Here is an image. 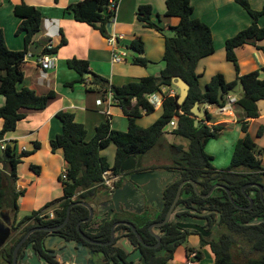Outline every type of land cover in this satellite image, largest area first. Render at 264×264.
Returning a JSON list of instances; mask_svg holds the SVG:
<instances>
[{
    "label": "trees",
    "instance_id": "16d2710c",
    "mask_svg": "<svg viewBox=\"0 0 264 264\" xmlns=\"http://www.w3.org/2000/svg\"><path fill=\"white\" fill-rule=\"evenodd\" d=\"M55 1L60 2V0ZM112 1L120 3V0H81L69 7L68 11L72 12L77 20L89 23L109 36L108 26L117 15V10L111 7ZM236 1L248 10L254 21L226 42L228 58L234 62L238 71V78L235 81L228 82L225 75L219 73L208 83L206 90L202 88L199 64L203 58L215 53L216 46L211 26L195 15L192 0H167V15L178 17L180 21L172 26L175 35L167 36L164 55L166 67L158 76L148 75L125 85H115L111 84L105 76L92 71L89 60L78 57L68 59V66L81 74L80 79L69 82L68 85H74L77 82L87 83V75L92 74L89 76L90 89L98 90L101 97L106 96L112 87L119 100L117 105L124 109L129 118V129L127 131L115 129L112 120L108 119L98 126L95 136L88 139L87 126L77 120L74 112L59 111L57 116L63 122L64 130L52 139V147L54 151L62 149L68 162V178H61L65 187V195L47 203L42 209L32 211L22 219L19 218L18 201L25 194V190H19L17 186L18 167L42 144L38 141L35 149L23 150L21 153L16 152L11 143L6 149L0 150V161L4 162L12 181L8 188L0 181V208L14 215V229L20 231L18 239L3 253L5 264L13 263L15 247L34 226L33 221H43L41 215L60 204L66 207L62 215V220H64L68 206L77 193L85 192L83 193L85 196L88 192L103 188L104 172L113 169L116 174L121 173L122 162L131 155H139L143 152L150 157L160 155L159 149L167 143L166 134L171 131L177 136L190 140L188 149L183 145L171 144L173 154L174 152L176 154L174 157L177 160L175 161L185 168V176L197 181L203 187L204 193L209 192L218 182L225 183L234 197L232 200L229 193L220 188L216 190V194L205 199L196 193L193 183H188L184 187L185 196L187 195L185 201L189 203L197 201L203 204L201 209H215L221 217L220 223L223 229L221 237L217 240L202 237V246L207 244L212 246L217 255L218 264H264V199L261 196L255 197V204L251 209L241 207L251 204L250 199L243 192V186L246 183L258 181L264 176L262 149L249 129L250 121L261 114L260 101L264 100V78H262L264 67L241 74L237 54L239 47L249 43H255L264 50V44H260L264 40V26L259 23V19L264 16V7L257 10L250 0ZM14 11L22 18L18 32L25 33L26 46L21 50L12 49L8 45L5 30L0 24V96L4 95L7 98L6 104L0 106V117L4 120L0 131L1 138L5 137L8 132L16 130L19 122L27 117L24 109H45L50 100L57 96L56 90L41 94L24 85L25 60L36 35L43 28V11L26 2L16 4ZM138 16L148 26L160 31L165 30L161 17L155 18L152 5H141ZM67 43L68 39L64 36L58 45L52 47L48 45L42 55H57L61 47ZM128 47L138 53L134 59L135 63L147 66L151 62L145 54V41L142 36L135 38ZM178 77L184 78L191 85L189 96L183 104L179 103L180 92L172 95L164 90L165 87L175 86V80ZM239 84L243 86L244 94L236 104L244 110L245 135L236 145L231 164L226 168L218 169L213 163L214 156L207 151L206 147L212 138L220 136L223 127L207 124L206 118L201 119L197 125V116L193 108L197 102L223 105L219 101L220 87H224L226 99V95L234 93ZM158 91L165 97L163 113L154 124L143 127L138 119L145 113L155 112L156 107L150 102L148 95ZM207 118L212 119L210 115ZM175 119H177V126L170 130L171 123ZM112 144L117 147L114 163L103 154V149ZM32 169L41 173L39 165L32 164ZM178 188L179 183L170 187L167 194L169 204L175 199ZM218 214H213V216ZM255 220H262V222L250 224ZM189 233L179 236L180 238L176 240L175 245H172L169 254L151 257L149 264H167L174 257L178 246L188 242ZM41 236V232H36L31 239ZM241 239L254 242L253 249L261 252L260 257L237 260L235 248ZM194 251H196L194 247L188 246L189 255ZM198 253L200 259L201 252L198 251Z\"/></svg>",
    "mask_w": 264,
    "mask_h": 264
},
{
    "label": "crops",
    "instance_id": "0c3cea01",
    "mask_svg": "<svg viewBox=\"0 0 264 264\" xmlns=\"http://www.w3.org/2000/svg\"><path fill=\"white\" fill-rule=\"evenodd\" d=\"M78 1L81 0H60V2L55 0H0V24L5 30L8 45L12 49L21 50L26 46L25 33L18 32L22 18L16 15L14 6L26 2L43 11V28L36 35L25 60L24 85L41 94L50 90L57 91V96L50 100L45 109H24L27 117L19 122L16 130L5 135V138L10 141L18 153L23 150L35 149L38 141L42 144L18 167L17 186L19 190H25V194L18 201L20 219L65 195V187L61 178L68 162L62 149L54 151L52 147V139L64 130L63 122L57 116L58 112L61 110L74 112L77 120L87 126L88 139H92L98 126L108 120L107 114L103 111L106 106L98 103L101 98L100 92L90 89L89 76L92 74L87 75V83L77 82L74 85H68L69 82L81 78L80 73L68 66V59L78 57L89 60L92 71L105 76L111 84L115 85H125L148 75L158 76L166 67L164 55L167 36L175 34L172 26L177 25L180 21L178 17L167 15V0H120L117 15L108 26L109 33L110 35H123L121 44L126 47L135 38L142 36L145 41V54L151 62L147 66L135 63L136 52L130 48L127 60L114 62L115 47L109 44L107 36L93 25L77 20L74 14L68 11L69 7ZM192 2L195 6V15L211 26L216 46L215 53L203 58L199 64L202 88L206 90L208 83L219 73L224 74L228 82L237 80L238 71L234 62L228 58L226 42L250 26L254 21L253 17L236 0H192ZM250 2L257 10L264 7V0H250ZM145 4L153 6L156 19L161 17L162 24L165 26L164 31L148 26L139 19V8ZM259 23L264 26V16L259 19ZM64 36L67 37L68 43L61 47L54 65L44 68L41 64L44 49L51 44L58 45ZM260 44H264V40ZM237 54L241 74H247L264 67V50L255 43L239 47ZM262 78H264V71H262ZM239 87L241 88L238 94L229 93L226 97L234 96L239 100L244 94L243 86ZM164 90H174L176 94L180 91L176 84L170 88L165 87ZM6 102V96L1 95L0 106L5 105ZM163 103L156 107L155 112L145 113L140 117L139 124L143 127L154 124L163 113ZM200 107L202 111L206 112L204 118H206L207 124L223 127L220 136L216 138L223 149L213 151V163L218 169L226 168L232 162L238 141L245 135L243 130L244 110L237 104L225 112L220 110L219 104L200 103ZM111 109L113 128L128 130L130 121L124 109L117 104H114ZM260 111V116L250 121L249 129L262 149L261 156L264 164V100L260 101ZM208 115L212 117L211 120L207 118ZM3 125L4 120L0 117V131ZM178 145H183L187 149L190 142L186 145ZM0 150L2 149L0 148ZM32 164L41 166V173L33 170ZM0 181L7 188L12 183L9 171L2 161H0ZM3 213L10 216L14 222V215L10 211H2L1 208L0 222L4 220ZM19 235V232L13 235L3 246L12 244V241L18 239ZM201 242L200 235H190L187 242L189 244L179 245L174 257L167 264H186L189 258L188 246L201 252L197 264H218L217 255L212 246L210 244L202 246Z\"/></svg>",
    "mask_w": 264,
    "mask_h": 264
},
{
    "label": "flooded vegetation",
    "instance_id": "af4514ba",
    "mask_svg": "<svg viewBox=\"0 0 264 264\" xmlns=\"http://www.w3.org/2000/svg\"><path fill=\"white\" fill-rule=\"evenodd\" d=\"M146 160H148L147 155L144 158L143 167L135 171H153L156 169L172 170V172H170L167 176H163L162 178L158 179V185H166L163 189L164 202H162L161 204H150L148 202V199H146L144 205H132L133 209L124 211L120 210L121 208H125V205L123 204L121 205V207L113 205V202L104 204L106 200L110 199L109 195L111 194V190L123 186L127 181L128 175L130 173L121 172L118 174V178H116L112 182L113 184L111 187L105 186L103 188H100L98 191L88 192V194L85 196L83 194L85 192L77 193L72 198L68 206L67 216L64 220H62V215L64 214L66 207L60 204L56 207L51 208L53 210L52 215L49 214V210L51 209L43 213L41 215V219L43 221H33L34 226L31 229L35 227L61 226L66 221L69 213V208L72 206V213L69 222L58 231L68 235V237L71 239L77 238L79 240L84 241L85 245L90 250H94L101 255L106 254V264L110 263L112 259L117 260V257L119 255H126L127 247L131 248L136 253L138 260L135 264H149L151 257L154 258L155 256L159 257L162 255L169 254L172 245H175L177 243L176 240L180 238L179 236L187 232H190L188 235V240L189 236L192 234H198L201 236V238L204 237L211 240L219 239L221 237L223 229L220 223L221 217L219 216L218 212L215 211V209L211 208L201 209L203 207V204H200L197 201H193L191 203L185 201L187 195L185 196L184 187L188 183H193L196 193L205 199L216 194L217 189L222 188L225 189L229 193L230 198L234 200L229 186L225 183L218 182L216 184L223 185L224 187L218 186L217 188H215V184L209 192L204 193L203 187L197 181L185 176V168H183V166L180 165L178 161H175L177 160L175 157H172L170 164L167 165H159L155 164L152 161L149 162ZM179 171H182V173L180 174ZM174 175L175 178L173 179V181H171L169 184H166V182H168L169 179ZM185 181L187 182L183 185L182 193L178 201L176 202L181 185ZM263 181L264 176L261 177L258 181L246 183L243 186V192L247 195L249 199L250 196L253 197L254 204L255 197L261 196V198L264 199ZM177 183H179L177 195L175 199L171 202V204H169V201L167 200L168 191L170 187L174 186ZM250 188H252V190H249ZM213 189L214 191L211 194ZM248 190L250 192H248ZM83 202H89L93 206L95 214L94 219L91 222L86 221V219L91 215V210L89 207L84 205ZM254 204L252 205L251 203L247 206L242 205L241 207L251 209ZM159 205H161L160 207L162 208L158 207ZM139 211L142 212L139 213ZM216 213L218 215L213 216V214ZM105 218H108V220L103 222ZM193 223L202 225L208 233L205 235L199 232V230L197 229L191 227H184L182 225ZM14 226L15 223L13 222L12 229L14 232L11 237L18 232L20 233V231H15ZM90 226L96 227L98 231L95 233H89V241L83 239V237L80 235L79 229L81 228L86 230ZM194 230L196 232H194ZM38 232H41L42 236L40 238L33 239L40 240L43 236L49 233L48 231ZM33 239L30 238L28 242ZM14 241H12V244L14 243ZM28 242H26V244H24V246L21 248L20 253L24 250V247H26ZM12 244L0 248V263H6L3 253L5 249L10 247ZM54 257V255L49 256V258L54 263H57ZM103 262L104 261H102L101 263ZM68 263L70 262L68 261ZM7 264L9 263L7 262ZM62 264H67V262H64Z\"/></svg>",
    "mask_w": 264,
    "mask_h": 264
},
{
    "label": "water",
    "instance_id": "95a60500",
    "mask_svg": "<svg viewBox=\"0 0 264 264\" xmlns=\"http://www.w3.org/2000/svg\"><path fill=\"white\" fill-rule=\"evenodd\" d=\"M136 55H138V53H136ZM175 84L180 89L179 103L183 104L189 96L191 85L182 77L176 78ZM219 101L221 104L225 102V91L223 86L220 87ZM193 112L197 116L196 124L198 125L200 122V118H204L206 116V112L201 110L200 102L196 103L193 108ZM168 128L169 127H167V129ZM145 156L146 153L144 152L140 153L139 155H131L122 162L121 172H129L130 174L128 175L127 181L123 186L111 190V194L109 195L110 199L106 200L104 204L113 202V205L120 207L123 204L125 205V208H121L120 210L124 211L133 209L132 205H144L146 199H148V202L150 204H161L162 202H164L163 189L166 185H158V179L162 178L163 176H167L170 172H172V170L156 169L153 171H135L143 167ZM179 173L181 174L182 171H179ZM174 178L175 175L171 177L169 181L166 182V184H169L171 181H173ZM187 181L183 182V184L181 185L176 202L178 201L182 193L183 185ZM218 186L224 187L223 185L216 184L215 188H217ZM214 189L212 190L211 194L213 193ZM250 200L253 205V197L250 196ZM83 204L89 207L91 210V215L86 219L87 222H91L94 219L95 214L93 206L89 202H83ZM160 206L161 205H159L158 207ZM71 208L72 206L69 208V213L66 221L61 226L35 227L29 230L24 235V237L18 242L15 248L13 264H62L64 262H67V264H106V254L101 255L94 250H90L85 245L84 241L79 240L77 238L71 239L68 237V235L58 231L69 222L72 213ZM141 212L142 211H139V213ZM2 216L4 220L0 222V247L6 244L7 240L11 237L14 232L12 229V218L4 213ZM107 220L108 218H105L103 222ZM261 222L262 220H255L253 222H250V224H259ZM182 225L184 227H191L197 229L199 230V232L205 235L208 233L202 225L194 223ZM38 231H48L49 233L43 236L40 240L33 239L28 242L32 235ZM97 231L98 230L94 226H90L86 230L81 228L79 229L80 235L83 237V239L89 241V233H95ZM26 242H28V244L20 253L21 248L24 246V244H26ZM51 255L55 256L54 259L57 263H54L49 258V256ZM137 260L138 259L136 253L131 248L127 247L126 255H119L117 257V260L112 259V261L108 264H135ZM68 261L70 263H68ZM102 261L104 262L101 263Z\"/></svg>",
    "mask_w": 264,
    "mask_h": 264
},
{
    "label": "built area",
    "instance_id": "2783aa9c",
    "mask_svg": "<svg viewBox=\"0 0 264 264\" xmlns=\"http://www.w3.org/2000/svg\"><path fill=\"white\" fill-rule=\"evenodd\" d=\"M112 8L116 9L118 12V7H119V3L117 1H112ZM123 35H118V34H111L109 36H107V39L109 41V44H111L112 46L115 47V52H114V62H123L125 60H127L128 57V49L129 47L123 46L121 44V40L123 39ZM53 45L51 44L50 47H52ZM57 59V55L56 54H46L41 58V64L44 68H50L54 65L55 61ZM170 92V94L175 95V91L171 90V91H167ZM148 98L150 100V102L157 107L158 105H160L162 102H164V95L161 92H154L148 95ZM226 103L223 105H219L220 106V110L222 112H225L227 110H229L230 108H232L234 106V104H236L238 102V98L234 97V96H228L225 99ZM119 102V100L116 97V93L114 91V89L111 87L108 92L107 95L104 97H101L98 101V103L100 105H105V109L103 110L107 116L109 120H113L112 119V106L114 104H117ZM171 126L175 127L177 126V120H173L171 123ZM10 144V141H8L5 137H0V148L2 150L6 149ZM68 166L64 169L63 173H62V177L63 178H68ZM118 178V174L115 173V171L113 169H109L107 171L104 172V187L105 186H112V182ZM49 214H53V210H49ZM199 260V253L198 251H194L189 255V258L187 259V263L188 264H197Z\"/></svg>",
    "mask_w": 264,
    "mask_h": 264
},
{
    "label": "rangeland",
    "instance_id": "374dc122",
    "mask_svg": "<svg viewBox=\"0 0 264 264\" xmlns=\"http://www.w3.org/2000/svg\"><path fill=\"white\" fill-rule=\"evenodd\" d=\"M239 86H242V85H239ZM239 86H237L236 91L234 93H237V94L239 93L240 88H241ZM172 128H173V126H170V130H172ZM122 131H127V130H122ZM188 140L189 139H187V138L173 134L172 131L168 132L166 134V142L167 143H165V145L159 149L160 155L156 154V155H153L151 157L148 156V160H146V161H149V162L152 161L155 164H159V165L170 164L172 157H174L176 155L175 152L173 154L174 150L171 147V144L172 145L173 144H185L186 145V144H188V142H190V140L189 141ZM217 140L218 139H216V138H212L209 141V144L207 146L208 152L212 153V155H213V151H215L217 149H220V151H221L223 149V147L218 143ZM103 151H104V155L107 156L111 162H114L116 152H117L115 145L112 144L109 147L103 149ZM187 244H189V243H187ZM187 244H185V245H187ZM253 244H254V242H251L250 240L241 239L240 243H238V245L235 248L236 259L239 261H242V260L248 259L249 257L250 258L260 257L261 252L253 249ZM186 264H188V263H186Z\"/></svg>",
    "mask_w": 264,
    "mask_h": 264
}]
</instances>
